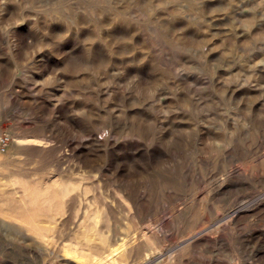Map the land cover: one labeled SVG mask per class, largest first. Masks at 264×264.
<instances>
[{"label":"rangeland","instance_id":"rangeland-1","mask_svg":"<svg viewBox=\"0 0 264 264\" xmlns=\"http://www.w3.org/2000/svg\"><path fill=\"white\" fill-rule=\"evenodd\" d=\"M0 264H264V0H0Z\"/></svg>","mask_w":264,"mask_h":264},{"label":"bare ground","instance_id":"bare-ground-1","mask_svg":"<svg viewBox=\"0 0 264 264\" xmlns=\"http://www.w3.org/2000/svg\"><path fill=\"white\" fill-rule=\"evenodd\" d=\"M257 203V202H256ZM260 204V203H257V205ZM245 209V208H244ZM251 208L250 207H246V210H242L240 212H237L235 215L238 216V215H241L243 212H246V211H249ZM208 229V228H207ZM206 230V229H205ZM205 233V231L201 232V235H203ZM124 250V249H123ZM123 250L121 248H118L117 249H113L109 254L108 256H110V258L112 260L115 261L116 257H118V255H123ZM69 254V253H68ZM70 255V254H69Z\"/></svg>","mask_w":264,"mask_h":264}]
</instances>
